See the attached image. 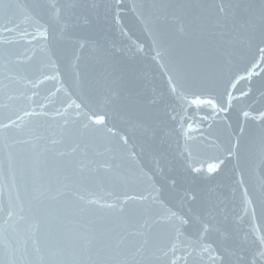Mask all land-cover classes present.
<instances>
[{
    "label": "snow or ice",
    "instance_id": "6c2138e0",
    "mask_svg": "<svg viewBox=\"0 0 264 264\" xmlns=\"http://www.w3.org/2000/svg\"><path fill=\"white\" fill-rule=\"evenodd\" d=\"M20 7L0 0V32L9 34L0 44L27 45L23 53L7 47L0 52V108L5 110L0 118V264H264V0H37L32 5L59 26L58 38L73 41L78 49L88 41L76 37L75 29L102 16L119 24L123 13H134L151 38L153 59L168 58V83L183 112L168 115L186 142L192 139L193 123H185L194 117L184 104L207 105L217 115L228 113L234 102L244 105L238 134L229 132L227 143L216 145L209 161L189 162L193 155L185 144L186 168L208 190L201 195L191 186L180 189L175 207L159 198L155 172L144 170L137 146L129 142L137 129L147 141L169 132L148 112L124 131L109 126L110 115L120 108H143L134 81L116 59L119 50H96L99 111L92 100L78 97L77 102L70 94L53 110L49 105L60 88L36 99L45 81L60 80L49 48L53 32L39 15L26 13L25 21L17 23L12 13ZM72 17L79 23L70 22ZM28 20L33 31L22 27ZM136 47L143 51V45ZM36 49L45 58L33 67ZM242 49L259 52V59L230 77L233 58ZM240 81L246 87L237 93ZM221 85L223 102L211 94H194L191 100L186 94L192 87L211 93ZM255 103L261 108H253ZM249 120L258 122L259 130L245 140ZM155 163L163 173L160 160ZM230 164L244 214L250 216L242 239L222 226V201L218 195L211 198L214 174ZM246 169L253 173L251 182L245 181ZM170 187L177 189L175 178ZM192 225L195 232H187Z\"/></svg>",
    "mask_w": 264,
    "mask_h": 264
},
{
    "label": "water",
    "instance_id": "95a60500",
    "mask_svg": "<svg viewBox=\"0 0 264 264\" xmlns=\"http://www.w3.org/2000/svg\"><path fill=\"white\" fill-rule=\"evenodd\" d=\"M36 2L37 0H12V3L22 6L13 10L12 13V18L17 23L25 21L26 13L39 15L42 17V22L48 24L53 32L54 38L51 40L49 48L58 61L60 80L59 82L45 81L39 89L40 97L36 99H41L49 95L50 92H55L56 88H60L61 91L56 92V95L52 97L53 103L49 105L53 110L61 107L68 100L70 94L72 99L84 97L86 100H92L95 110L99 111L101 106L95 103V100L102 94V90L96 84L101 66L95 59L96 50L108 52L119 50L116 59L126 76L134 81L143 108L140 111L120 108L110 115L109 126L115 125L118 129L124 131L129 127L130 122L144 120L145 112L152 113L155 121L160 122L161 126L169 132V135L164 136L163 139L158 137L155 141H147L143 133L137 129L135 135L130 134L129 142L137 146L138 160L144 170L155 172L156 186L161 189L158 194L159 198L167 202L169 206L175 207L177 192L182 188L191 186L196 188L201 195L207 193L208 185L196 178L197 174H190L186 168L187 152H185V144L187 143L188 150L193 155L192 161L189 162L198 165L200 162L209 161L217 154L215 146H223L227 143L229 132L238 134V124L243 123L240 109L244 105L234 102V107L228 113L217 115L207 105L188 107L187 104H184V107L188 110V115L194 117V120L185 123V127H187V123H193V129L188 133L192 139L186 142L182 134H177L178 123L172 121L168 115L169 113L183 114L181 103L171 93L168 83V76L171 74L168 58L165 56L159 63L153 59L154 51L151 38L134 13H123L119 24L116 23L114 18L105 19L102 16L91 26L75 29L74 35L76 37H82L88 41L87 47L78 49L73 41L58 38L60 28L54 21L49 20L40 10L32 9V5ZM97 2H101V0H97ZM128 2L130 3V0ZM70 22L79 23L75 17H72ZM2 23V14H0V24ZM22 27H27L29 31H33L31 20L22 23ZM8 35V33L0 32V41ZM137 44L143 45V51L138 50ZM5 47L11 52L19 54L24 52L27 45L23 42L15 45L0 44V52ZM74 52L79 56L78 61L73 56ZM259 56L260 53L255 50L242 49L241 54L233 58L229 76L234 78L235 74H243L244 69L249 66V61L253 58L258 60ZM43 58H45V54L36 49L33 67L40 66V61ZM162 64L167 66L162 67ZM245 87L246 81H240L237 85V93ZM186 94L189 100L193 98L194 94L204 96L211 94L217 98L218 102H223L225 99L222 85L211 93L199 87H192L186 90ZM77 102H80L79 99H77ZM253 108H261V105L255 103ZM173 110H175V113H173ZM4 112L5 110L0 108V118H2ZM201 116H206L208 119L201 120L199 118ZM148 122L152 123V121ZM228 124H231L230 129L227 127ZM258 130V122L249 120L245 140L248 139L250 134L258 132ZM141 145H144L143 152L140 151ZM182 152H184V156H181ZM155 159L160 160V165L164 168L163 173L159 172ZM235 163L236 161L233 160L232 164ZM232 164L229 165L228 169H223L220 173L214 174L215 179L211 182V185L214 186L215 195H211V198L215 200L218 195L220 201H222L220 203V215L218 216L222 226L227 227L238 239H242L249 228L250 216L244 214L241 189L236 183L237 177H234L230 171ZM241 166H244L243 159H241ZM258 173L259 165L257 162L255 174L258 175ZM170 178H175L177 181L175 191L170 187ZM17 179L18 182H22L23 178L18 176ZM252 179V171L246 169L245 181L251 182ZM154 195L156 194L154 193ZM194 207H199V205ZM195 227L194 225L189 226L187 232L194 233ZM211 239H217L216 234H212Z\"/></svg>",
    "mask_w": 264,
    "mask_h": 264
}]
</instances>
